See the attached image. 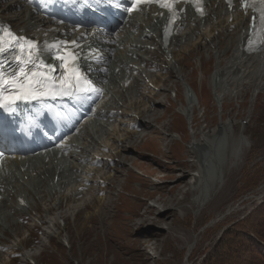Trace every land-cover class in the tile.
Listing matches in <instances>:
<instances>
[{
  "label": "rangeland",
  "instance_id": "1",
  "mask_svg": "<svg viewBox=\"0 0 264 264\" xmlns=\"http://www.w3.org/2000/svg\"><path fill=\"white\" fill-rule=\"evenodd\" d=\"M9 1H3L0 10ZM221 33L206 46L184 49L182 53L178 51L181 69L178 77H170V74L168 80L155 79L157 88L149 95L150 106L146 108V113L141 109L139 115L142 116L136 121L141 128L135 127L137 132L125 133L121 141L116 142L113 152L118 153L112 154L115 155V167L109 170L110 180L104 187L105 179L97 181L100 178L98 175L93 185L95 192L87 196L88 200L100 198L99 193L104 187L102 191L107 196L102 205L100 203L101 211L95 212L97 204L89 203L86 209L78 206L73 210L74 214L77 213L74 220L66 219L70 247L47 238L41 228L27 227V231H21L19 238H24L27 232L29 237H26L18 253L9 258L11 228L6 225L0 229V264L3 261L7 264H27L25 253V257L33 256L34 264H184L186 259L187 264H199L224 226L242 219L264 201V88L241 86L239 93L224 96L219 107L220 101L212 98L213 89L209 83L216 61L209 48L214 44L216 49L221 48L232 37L228 35L230 32ZM228 55V51L221 55L222 63ZM208 61L210 65H206ZM198 77L200 84H197ZM182 80L196 95L201 93L192 101L189 123L174 111L182 103ZM170 86H173L176 95L167 105L166 89ZM136 88H141L138 82ZM113 103L109 97L106 105ZM141 119L150 122L147 120L143 126ZM227 119L232 122L227 136L229 148L239 135L245 138V148L236 164L231 167L229 159L223 166V181L198 208L196 192L188 184L189 172L194 169L188 143L208 135L218 121ZM169 132L176 133L178 139H169L166 136ZM100 155L104 158L107 151ZM247 169L251 173L261 169V175H257L260 179L254 188L241 186ZM253 179L255 181L256 178ZM99 186L102 187L100 191ZM95 195L98 197L95 198ZM163 208H167V212H158ZM37 210L41 213L40 206ZM59 211L63 216L67 214L65 209ZM59 211H55L52 217H57ZM75 221L79 227L75 226ZM261 243L264 244V241Z\"/></svg>",
  "mask_w": 264,
  "mask_h": 264
},
{
  "label": "bare ground",
  "instance_id": "2",
  "mask_svg": "<svg viewBox=\"0 0 264 264\" xmlns=\"http://www.w3.org/2000/svg\"><path fill=\"white\" fill-rule=\"evenodd\" d=\"M3 1L5 0H0V5H2ZM71 1L72 0H55V3L59 7L68 5L73 15L80 11L85 17L84 12L77 5L71 4ZM239 2L233 3L232 7L228 9L221 0H206L207 14L201 18L196 17L186 8V11L181 14L180 20L176 23L172 36L168 39L167 46H169L168 51L171 55V59L168 60L164 57V52L160 43L164 15L159 16L154 10L140 8L138 11L131 14L120 28L114 45L115 51L118 52L112 56L109 65L116 63L120 65L123 70L125 68H131L129 72L135 81H141L135 72L138 64H144V68H153V70L159 72V70L163 69L161 66L169 64V60H173L178 54V51L181 52L184 49L191 50V47H199V45L206 46L215 36H219L221 32L226 31L230 32L228 35L232 37L230 38V43H227L223 48L227 50L229 54L225 62L222 63L220 58L224 50L216 49L215 44L209 48L216 59L213 67L214 70L209 79V83L213 89V98L220 101L221 106V99L224 96H230L233 95L232 93L238 92L241 86L250 85L254 89L264 88V48H260L257 52L246 51L245 38L248 35V15L246 16L239 8ZM23 6V0L9 1L8 4L0 10V23L3 20V24L6 22L9 25H13L17 28L18 32L23 31L25 34L34 31L36 32V37L40 38L39 35L41 30L38 24H34L32 28L27 30L28 23L32 20L35 21L36 16L34 11H30L29 13L28 9ZM18 8H20L19 11L17 10ZM14 9L15 11H13ZM155 17H157L156 20H154ZM86 18L88 19L87 14ZM135 26H137V28H134ZM146 27L147 29H145ZM144 36H146V39L142 40ZM40 41L43 43L44 39L40 38ZM94 43L95 42H93V44ZM132 54L138 57V62H133ZM143 55H149V58L146 60ZM156 56H159L160 60H158ZM126 59H128V61ZM99 62L100 64L108 63V58L101 59ZM138 72L141 73L139 70ZM173 72L175 75L177 72H180L179 66L178 68L175 67ZM109 74H114L118 77L123 75L120 72H111ZM98 78L100 79L102 77L99 76ZM103 78H106L107 85V82L110 80L109 77L103 76ZM152 78H154V76H144L143 84L149 82ZM118 81L119 80L116 78H113V80H111L113 85L107 86L106 88V92L112 87L115 89L114 94L110 95V102L114 103L106 105V102V106L104 105L103 110H100V117L98 116L97 119L99 126L93 129L96 131L93 133H91L92 131L88 132L87 136L85 134L83 136V141L78 139L83 133H78L68 141L67 146L71 147L72 152L67 153L71 158L69 165L66 166L67 168L63 170L60 169L59 157L50 159L46 156H42L39 160L32 159L26 161L22 159L10 162L5 161L3 163V167L0 170V229H3V226L6 225L12 226L10 232V236L12 237L10 241L11 247L20 248L25 241V238H19L21 231L25 229V225L19 224L14 219V217H17L16 212L18 214L19 212L22 214H30V216L37 221L44 222V224L55 233L54 235H59L60 232L64 231L63 228L56 226V222L60 223L63 219V215L60 213L59 209H65L66 213L70 214L73 219L75 218V216H73V210L78 206L86 209L89 203H91V205L96 203L97 207L95 205V212L101 211L100 203L102 205V200H104L107 195L103 196V198L100 197L101 199L90 198L89 200L87 196L91 193V182L96 180L98 175H100V179L109 181L111 173L108 175L102 173L105 167L102 160H105V158L100 154L105 152L106 148L103 150H96L93 155L89 151L97 145L95 141L98 137L101 142V148L107 146V148L110 147L108 148L110 151H113L115 149L113 146L116 142L121 141V136L125 135V132L132 129L134 130L135 128L130 114L142 113L141 109L145 112L146 108L150 106L148 100H150L149 95L153 89L147 91L145 86H142L141 89L139 88L138 90L136 87L130 90H126V88L121 89V87L117 86ZM146 92L147 94H145ZM108 100L109 98L107 101ZM182 100L183 104L181 103L174 111L181 113V115H186V119L189 123L192 112V101L194 100L193 93L190 94L184 89ZM123 115H126L125 118H123ZM101 117L103 122L99 121ZM147 120L143 119L141 121L143 126L149 121ZM227 120L218 121L208 135H202L200 139L188 143L191 163L194 166L191 172L195 173V175L190 173L188 180L190 183L189 185H191L190 187L196 192L195 202H197L198 208L210 197V192L223 181V166L229 159L228 164L231 167L236 164V161L240 158L245 148L246 142L243 135H239L232 148H229L227 136L230 134L232 122ZM216 126L219 127L216 129ZM131 127L132 129H130ZM167 135L168 133L166 136ZM87 140L88 142L91 140L90 146L93 148L88 147L89 144H87ZM123 141L126 142L124 139ZM74 145L82 148L83 154L82 157L79 158L80 165H76L73 160ZM116 146L117 145H115V147ZM95 164H98L100 167H93ZM100 169L102 170L94 171ZM104 175L105 177L103 178ZM52 177H56V182H59L58 187L55 184L52 187L50 186ZM100 188L102 187L99 186L98 191L101 190ZM12 193L14 194V201L6 206V198ZM17 196L25 197V206H19L16 201ZM94 197L97 198L98 196ZM38 205L41 207L42 214L39 213L38 210L36 211L39 207ZM98 206H100L99 210ZM6 210H8L9 213ZM167 210V208H163L158 210V212L164 213L167 212ZM34 211L39 214V216L36 214L32 215ZM55 211H59L57 217L52 218V214ZM64 217L66 218V215H64ZM6 218H8L7 222H5ZM78 224L79 223L76 222L75 226L79 227L80 225ZM24 231L27 230L25 229ZM68 243L70 245V241H68ZM25 254L23 255L25 256ZM31 256L30 258L33 259V256ZM1 264H7V262L3 261ZM184 264H187V259L184 261Z\"/></svg>",
  "mask_w": 264,
  "mask_h": 264
},
{
  "label": "snow or ice",
  "instance_id": "3",
  "mask_svg": "<svg viewBox=\"0 0 264 264\" xmlns=\"http://www.w3.org/2000/svg\"><path fill=\"white\" fill-rule=\"evenodd\" d=\"M108 2L115 4L117 8L122 6L118 0H108ZM178 2L180 0H127L128 6L124 7L123 10L126 13H131L133 10H139L138 6L141 4L156 3L160 8L168 10L170 17L168 23L171 24L178 15L175 8V4ZM184 2H191L196 7L197 12L200 15H204L202 0H184ZM227 2L229 7H232L233 0H227ZM240 3L241 10L246 16L249 11L252 13L246 50L249 52L259 50L264 47V0H240ZM5 35L9 37L8 41L4 40ZM167 35L168 26L166 25L165 37ZM5 43H8V48L15 46L16 52L12 59L17 65L16 68L9 72L5 70L4 62H0V109L5 112H12L13 107L18 102H29L57 96H79L87 91H99L92 87V82L80 70L77 63L79 53H69L71 65L65 55H53V59L59 60L60 68L63 69L61 77L57 79L55 76L48 75V73L56 71L55 65L45 64L38 55L35 57L31 55L39 49L37 42L16 36L10 29L0 27V54L8 51L4 46ZM67 43L69 42L57 41L48 48V51L50 53L53 49L57 53L62 49L67 51L64 48ZM70 43L77 45L75 40ZM80 80L85 82L83 87L79 84Z\"/></svg>",
  "mask_w": 264,
  "mask_h": 264
},
{
  "label": "trees",
  "instance_id": "4",
  "mask_svg": "<svg viewBox=\"0 0 264 264\" xmlns=\"http://www.w3.org/2000/svg\"><path fill=\"white\" fill-rule=\"evenodd\" d=\"M260 172L261 169H255L253 173L245 170L242 188H254L260 179L257 176L261 175ZM253 178H256L255 181ZM261 241H264V201L242 219L224 226L199 264H264V245Z\"/></svg>",
  "mask_w": 264,
  "mask_h": 264
}]
</instances>
